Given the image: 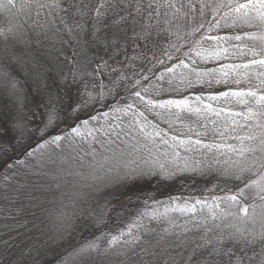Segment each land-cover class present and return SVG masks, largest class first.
Returning <instances> with one entry per match:
<instances>
[{
	"label": "snow or ice",
	"instance_id": "1",
	"mask_svg": "<svg viewBox=\"0 0 264 264\" xmlns=\"http://www.w3.org/2000/svg\"><path fill=\"white\" fill-rule=\"evenodd\" d=\"M0 10L10 17L0 27V202L14 204L13 193L26 187L19 178L32 174L50 177L57 189L64 176L91 181L35 204L46 222L45 239L22 256L51 251L50 264H264V0H0ZM222 28L239 31L209 35ZM208 41L217 43L208 48ZM184 49L188 62L176 55ZM229 58L239 62L203 72L194 67ZM158 66L164 68L159 74ZM176 81L186 89L213 81L248 86L209 95L215 106L203 95L194 102L160 98L178 91ZM73 85L80 86L79 99L69 95ZM96 104L111 112L82 116ZM146 113L169 129L184 113L207 122L202 131L188 127L187 135H169ZM101 117L107 127L93 126ZM69 118L70 131L61 133L58 124ZM9 129L12 140L5 139ZM101 131L107 139L95 135ZM160 145L171 149L173 164L183 159L180 170L192 166L178 149L203 150L204 168L231 186L210 201L142 212L114 233L109 224L120 221L127 205L113 189L157 174V166L159 174L174 175L159 163ZM17 149L23 159L14 155ZM87 157L85 176L74 169L84 168ZM169 211L187 219L177 223ZM145 217H167L168 227L157 231ZM81 225L95 231L73 242Z\"/></svg>",
	"mask_w": 264,
	"mask_h": 264
},
{
	"label": "trees",
	"instance_id": "2",
	"mask_svg": "<svg viewBox=\"0 0 264 264\" xmlns=\"http://www.w3.org/2000/svg\"><path fill=\"white\" fill-rule=\"evenodd\" d=\"M10 18L8 13L0 10V27L7 26V19ZM238 32L239 29L233 30L229 28H222L219 30H214L209 33V35H219L221 37L232 35L233 32ZM199 38V37H197ZM216 41H208L204 44L205 47H214L216 45ZM223 46H227V43L224 42ZM182 50L180 53L176 55L180 59H185L184 51ZM70 52L71 49H68ZM177 60L168 61L165 60V64L170 66L173 63H177ZM239 62L229 59H220V60H209L207 62H198L194 67L199 71H211L213 69H219L222 65ZM154 72L159 74V72H163V66H158L157 69H153ZM181 70L177 69L179 73ZM194 79V77H193ZM210 79V78H209ZM107 83V80L104 81ZM247 83L242 82L240 85H236L234 83L228 84H216L213 81L212 86L208 85H196L192 88H185L184 85L178 84V81L174 82L173 87L178 88V91H165L161 93L160 98H181L182 96H188L194 102L195 95H203L204 103H212L214 106L217 102L209 101L207 97L212 94H216L220 91H226L229 88H237L243 87L246 88ZM164 88H168L169 86L165 83L163 84ZM78 88L80 86L73 85L71 92L69 95L73 99H79ZM82 90V89H81ZM127 102L131 103L132 101L129 99ZM69 103V101H65V104ZM112 98H109L108 105H113ZM118 103L123 104L124 100L121 99ZM143 110V109H141ZM103 112H111V107L106 106L104 104H96L89 109H86L83 113V117H87L90 115H98ZM148 119L153 121V123H158L160 128L165 130L169 135H187V128L191 127L195 131H202L200 128L201 123H206L202 117H198L195 114H182V121H176L174 123V127L169 129V126L162 121L158 120L154 114L146 113ZM130 119V115L124 118L125 124ZM40 116L36 117V124H39ZM73 123V120L69 118L68 120H61L58 124V130L63 133L66 131H70L69 126ZM93 126L99 128L101 125L107 127L106 121L101 117L99 119V123L96 121L91 122ZM7 127V125H5ZM30 127H35V124H30ZM212 125L209 124V128ZM127 130V129H125ZM95 135L101 139H107V137L103 134V132H97ZM195 138V136H193ZM7 140L13 139V133L9 129L8 135L5 138ZM121 140L130 139L125 138L123 135L120 138ZM205 139L206 142L211 140V135ZM90 140V138H89ZM120 143V141H117ZM98 150H100L99 144H93ZM85 149H87V142L84 144ZM165 150L168 151V156L165 157L163 153ZM181 157H187L188 163L192 167L186 170H180L183 168L184 161L180 159L173 164L171 149H166L164 145H160V154L158 156V160L160 164H164L169 172L174 173V175H162L159 174V168L156 167L155 171L157 174L155 175H145L138 178L134 183L128 182L127 187H124L123 184L118 185L119 190L113 189L114 195L118 196L120 201L127 205V209L122 215L120 221L112 222L109 224V229H111L114 233L120 229L125 228L128 224H130L134 219H137L139 214L145 211L151 210H159L160 213H164L165 209H171L177 205H183V203L187 200L189 203L194 202L196 199H203L207 197L209 201L211 200L213 195H221V188L225 190L227 187L231 186V182H225L221 179L217 172L208 170L204 168V165L208 163V160L205 159V155L202 154L203 150L200 151H191L185 152L182 148L178 149ZM14 155L19 156L23 159L21 154V150L17 149ZM108 155H111L109 153ZM157 153L155 149L153 150V156H156ZM99 163H105L100 158H97ZM203 161V164L198 162ZM91 163V157H87L85 159V167L84 168H75L74 170L82 172L85 176H87L88 172L91 170L87 167V165ZM108 165L106 164L105 167ZM198 170H193V169ZM203 169V171L199 170ZM114 178V176H113ZM20 183L25 184L26 187L20 192L17 196L16 193H13V196L16 197V201L12 205L5 206L4 202H0V264H50V261L53 258V253L48 251L46 253H42L40 256H36V253L33 251L31 256L23 255L27 254L30 249L38 248L40 244L44 242L45 237L42 235V230H46V222L42 223L44 220V216L41 212L37 211L35 204L37 202H47L53 199V197H60L61 193L71 194L73 189V183L75 182L77 186L82 185L84 183H91L90 180L83 181L80 180L78 176H64V180L61 182V187L57 189L55 187L54 182L50 177H40L35 174L29 175L28 177H21ZM46 184H52V188L48 189L47 187H42ZM84 191H88V189H83ZM129 197L131 200L129 201ZM35 198V199H33ZM95 197H93L94 199ZM176 198V199H172ZM92 201H90L91 203ZM67 203V201H65ZM87 207V206H85ZM35 213V215H33ZM168 216L174 219L177 223L182 224L186 216L181 215L179 212H168ZM12 217H15L14 219ZM167 217H162L160 222L157 221H149L147 217L144 218V222L149 225L151 228H155L159 231L162 227H168L166 223ZM9 225L12 229L11 231H7L5 225ZM95 231L94 228L85 229L81 225L77 228L75 232L72 234L73 242H76L81 239L82 235H90V232ZM107 231V229H106ZM5 242H7V247L5 246ZM35 257V260L33 259Z\"/></svg>",
	"mask_w": 264,
	"mask_h": 264
}]
</instances>
